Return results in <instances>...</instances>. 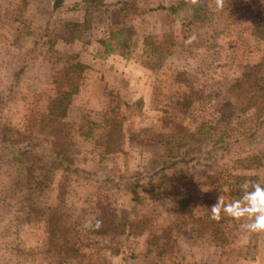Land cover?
I'll return each mask as SVG.
<instances>
[{"label": "rangeland", "instance_id": "374dc122", "mask_svg": "<svg viewBox=\"0 0 264 264\" xmlns=\"http://www.w3.org/2000/svg\"><path fill=\"white\" fill-rule=\"evenodd\" d=\"M52 1L0 0V89L11 81L17 62L39 49L36 43L45 29L50 39L64 35L65 15L52 12ZM139 1L156 10L171 0ZM263 3L189 0L175 14L157 9L145 18L134 16L124 22L134 29L128 59L117 56L118 51L100 55L104 46L99 39L107 34L109 14L95 12L90 28L81 31L72 47L79 53L54 62L61 67L85 65L84 93L68 110L65 150L93 176L66 177L57 171L51 181L37 185L27 181L23 164L0 154V264H264V232H249L241 227L243 221L228 216L212 220L206 212L220 195L226 201L239 198L241 185L258 179L252 173L264 178V109L255 133L244 135L258 116L257 110L246 107L251 92L264 99V40L253 37L249 12ZM195 14L200 19L195 20ZM261 62L260 69L248 71V80L234 84L245 67ZM57 72L40 61L19 77L5 110L12 124L44 105ZM113 115L119 122L107 144V118ZM167 121L177 139L188 131L207 150L218 149L209 160H192L190 166L150 180L145 175L164 153L156 134L167 136ZM202 125L214 127L216 137L223 134L230 151L223 149L222 141L198 134ZM143 129L129 141L131 131ZM252 156L258 160H250ZM221 187L228 190L222 193ZM101 205L131 220L144 219L146 232L133 234L139 230L133 227L114 239L95 233L92 226ZM42 212L63 214L67 239L79 250L75 257L60 248L32 261L21 249L23 242L38 236Z\"/></svg>", "mask_w": 264, "mask_h": 264}, {"label": "trees", "instance_id": "16d2710c", "mask_svg": "<svg viewBox=\"0 0 264 264\" xmlns=\"http://www.w3.org/2000/svg\"><path fill=\"white\" fill-rule=\"evenodd\" d=\"M188 2L189 0H171L170 4L167 5L160 3L157 9L175 14ZM201 7L202 5L197 6L196 9ZM51 10L52 12L64 10L81 11L83 14L81 22L75 19L64 21V36L71 39L79 38L83 29L90 28L95 12L105 11L109 14V22L106 24L107 34L104 38L99 39V42L104 46L105 53L118 51V54L125 59H128L130 49L134 46V42H130V35L134 33V29L129 28L128 24L125 23L134 16L145 18L151 11H156L155 9H149L147 4L141 3L139 0H80L78 3L67 6H64L63 0H53ZM249 12L251 13L253 24L251 32L253 37L259 41L264 40V3L261 8L250 9ZM194 19H200L199 15L195 14ZM49 35L50 32L45 29L41 40L36 43V45L39 44V49L34 53L32 52L33 48L28 52L30 54H26L20 62H17V65L12 70L11 81L0 89V154L5 155L16 164H23L27 181H36L37 185L43 184L45 181H51L52 176L57 171L65 173L66 177L73 175L90 179L93 176L89 171L77 166L65 150V144L70 134V125L67 119L68 110L73 104L75 96L79 94L82 88L86 70L85 65L80 62L64 64L53 76L52 92L47 96L44 105L41 108H31L29 112L23 114V117L18 122L12 124L5 112L17 92L19 77L30 71L42 57L51 62L61 61L62 56L68 59L72 58L70 54L64 55L55 50L54 44L59 36H54L53 39H50ZM261 66L262 62L245 67L243 75L236 78L234 84L240 85L242 81L248 80L250 75L248 71H256ZM262 101H264L263 97L255 90L251 92L246 102V107L257 110L258 116L255 120L256 123L246 129L245 136H248L247 133L250 131H253L252 134L255 133L254 131L261 123L258 120L260 119L259 116L263 115L264 105L260 108ZM114 115L111 118H107L109 121V128L106 134L107 144L112 142L114 129H116V125L119 122ZM165 126L170 129V132L166 134L167 136L156 134L159 137V141L163 142V158L148 175H145L150 180L158 179V177L162 178L167 172L179 166H190L192 160H195L194 164L209 160L207 156L215 153L218 149L217 146H214L207 150L206 146L199 143L201 140H196L197 136L188 131L177 139L176 137L178 136L176 132H172L173 129L170 122L167 121ZM175 126L179 130L183 129L182 125L175 124ZM214 132V127H206L205 125H202L197 130L200 135L207 134L209 139L216 138V140L222 141L224 143L222 147L228 153L230 151V142L223 138V134H219L217 137L214 136ZM143 133L144 129L139 132L131 131L128 139L132 142ZM122 137L123 135L120 136V138ZM32 139L35 140L32 141ZM109 149L110 147L108 146L107 150L110 151ZM250 160L257 161L258 158L252 156ZM233 178L239 179L243 177L233 176ZM107 181L113 182V179L108 178ZM236 193H238V190ZM215 203V201L210 202L206 212H210V207ZM99 210V215L92 226V230L97 234L111 236V239H114L116 235L124 233L126 229L132 232L130 229H133V227L139 228L133 234L141 235L146 232V228H142L147 222L144 219L131 220L128 216L118 215L114 209L104 205H101ZM38 215L39 228L41 230L32 242H23L21 249L25 253L32 255V261H36V257L40 254L50 253L53 249L60 248L66 250L67 253L72 252L73 257H75L79 250L70 244L67 239L63 214L42 212ZM97 221H100L99 228L95 226ZM22 250L19 251V254L23 252ZM115 251L116 254L119 253V250L116 249Z\"/></svg>", "mask_w": 264, "mask_h": 264}, {"label": "clouds", "instance_id": "9594fccd", "mask_svg": "<svg viewBox=\"0 0 264 264\" xmlns=\"http://www.w3.org/2000/svg\"><path fill=\"white\" fill-rule=\"evenodd\" d=\"M258 177L257 180H246L241 189L243 194L236 199L226 201L222 195L217 202L210 207V218L220 221L224 216L231 217L236 221H243L241 227L249 232H264V178L259 173H252ZM226 187L221 191L226 192ZM97 228L100 221L96 222Z\"/></svg>", "mask_w": 264, "mask_h": 264}, {"label": "crops", "instance_id": "0c3cea01", "mask_svg": "<svg viewBox=\"0 0 264 264\" xmlns=\"http://www.w3.org/2000/svg\"><path fill=\"white\" fill-rule=\"evenodd\" d=\"M63 2H64V6H67V5H70V4L78 3V2H80V0H63ZM60 12H61V14L65 15V20L75 19V20L81 22L82 19H83V14L81 13V11L64 10V11H60ZM76 43H78V39H71V38L66 37L64 35L63 36H59L56 39V41H55L54 49L57 50L61 54L63 53V54H70V55L75 54V55H77L79 52L78 51L73 52V50H72L73 49L72 47L75 46ZM75 49H77V48H75ZM114 52H116V51H111L109 53H105V50L103 49V50H101L100 55L107 56V55H110V54H114ZM116 55L120 56L121 58H123L118 53ZM123 59H125V58H123ZM40 61L41 62L42 61L45 62L49 66H52V67L54 66V69L56 71H59L62 68L61 66H57L56 63L49 61L45 57H42L38 62H40ZM108 69L109 70L111 69L114 72H121L122 71V68L111 67V66H108ZM81 91L82 92H80V94H77L75 96V100H74L75 103H76L77 97L82 96V94L84 93V90H81Z\"/></svg>", "mask_w": 264, "mask_h": 264}]
</instances>
